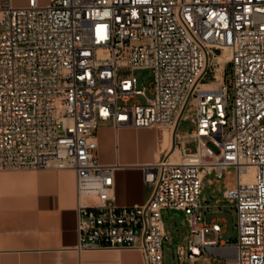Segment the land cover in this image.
<instances>
[{"label": "built area", "instance_id": "2783aa9c", "mask_svg": "<svg viewBox=\"0 0 264 264\" xmlns=\"http://www.w3.org/2000/svg\"><path fill=\"white\" fill-rule=\"evenodd\" d=\"M123 68L151 69V95ZM101 122L176 129L174 149L143 166L144 204L113 203L118 164L97 158ZM232 166L235 241L201 201L206 174ZM0 167L75 171L79 251L137 249L163 264L171 208L187 217L191 262L264 264V0H0Z\"/></svg>", "mask_w": 264, "mask_h": 264}, {"label": "crops", "instance_id": "0c3cea01", "mask_svg": "<svg viewBox=\"0 0 264 264\" xmlns=\"http://www.w3.org/2000/svg\"><path fill=\"white\" fill-rule=\"evenodd\" d=\"M165 131L172 141L164 126L116 129L112 122L99 123L97 158L118 164L113 203L131 206L149 199L153 188L144 181L143 166L167 151ZM76 226L75 171L0 167V264H144L137 249L79 251Z\"/></svg>", "mask_w": 264, "mask_h": 264}, {"label": "rangeland", "instance_id": "374dc122", "mask_svg": "<svg viewBox=\"0 0 264 264\" xmlns=\"http://www.w3.org/2000/svg\"><path fill=\"white\" fill-rule=\"evenodd\" d=\"M20 0H15V5H23ZM47 1V0H42ZM18 2V3H17ZM228 71L231 70L230 65L227 66ZM135 74L138 77L139 85L147 87L148 95L153 80V73L149 68H139L131 71L129 69H121L122 75ZM230 84V79L227 78ZM144 101V97H139ZM194 128L193 123L189 119H181L178 127L179 134L187 140L186 145L192 151L197 149L196 140L190 137V133ZM237 179L236 167H229L223 172L222 177H217L214 173L206 174L204 177L201 201L206 206L204 209L205 219L207 223L218 220L223 228L220 239L235 241L238 238L237 227V210L234 201L224 197V191L233 186ZM164 226L167 237L163 243V264H225V260L214 254L205 253L196 262H191L188 258V244L191 237V231L187 217L182 210L167 208L163 210ZM206 239H214L215 233L207 230ZM179 246H183L185 250L184 257L179 254Z\"/></svg>", "mask_w": 264, "mask_h": 264}, {"label": "bare ground", "instance_id": "6f19581e", "mask_svg": "<svg viewBox=\"0 0 264 264\" xmlns=\"http://www.w3.org/2000/svg\"><path fill=\"white\" fill-rule=\"evenodd\" d=\"M229 58V55H228V53H224L223 55H221L220 56V61L222 62V63H224L227 59ZM222 70V67H219L218 68V71H217V74H218V76L220 75V71ZM164 138V137H163ZM169 137H168V132L167 131H165V139H164V146L166 145V146H168V148L172 151L173 149H174V147H173V145L171 144V142L169 141V139H168ZM163 145V144H162ZM250 170L252 171V173H253V168H250ZM250 178V177H249Z\"/></svg>", "mask_w": 264, "mask_h": 264}, {"label": "water", "instance_id": "95a60500", "mask_svg": "<svg viewBox=\"0 0 264 264\" xmlns=\"http://www.w3.org/2000/svg\"><path fill=\"white\" fill-rule=\"evenodd\" d=\"M175 145H176V129L173 133V147H175Z\"/></svg>", "mask_w": 264, "mask_h": 264}]
</instances>
